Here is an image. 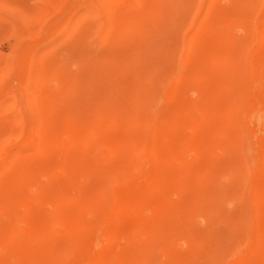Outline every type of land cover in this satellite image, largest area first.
Masks as SVG:
<instances>
[{
	"label": "rangeland",
	"instance_id": "obj_1",
	"mask_svg": "<svg viewBox=\"0 0 264 264\" xmlns=\"http://www.w3.org/2000/svg\"><path fill=\"white\" fill-rule=\"evenodd\" d=\"M0 240V264H264V0H0Z\"/></svg>",
	"mask_w": 264,
	"mask_h": 264
},
{
	"label": "bare ground",
	"instance_id": "obj_2",
	"mask_svg": "<svg viewBox=\"0 0 264 264\" xmlns=\"http://www.w3.org/2000/svg\"><path fill=\"white\" fill-rule=\"evenodd\" d=\"M169 3H170V2H169ZM180 5H181V4H180ZM248 7H249V6H248ZM155 11H156V10H155ZM183 13H184V12H183ZM183 13H182V14H183ZM171 14H172V13H171ZM209 14H210V13H209ZM143 15H144V14H143ZM148 15H149V14H148ZM173 20H174L173 22H175V18H174ZM161 21H162V20H161ZM171 21H172V20H171ZM176 21H178V20L176 19ZM167 23H168V22H167ZM209 23H210V22H209ZM200 25H201V24H200ZM217 25H218V23H217ZM172 26H173V24H172ZM164 27H165V26H164ZM153 28H154V27H153ZM82 29H83V28H82ZM173 29H174V28H173ZM125 30H126V29H125ZM167 30H168V29H167ZM223 31H224V30H223ZM129 33H130V32H129ZM222 34H223V33H222ZM195 35H196V34H195ZM131 37H132V36H131ZM216 38H217V37H216ZM193 40H194V39H193ZM73 41H74V40H73ZM78 43H79V42H78ZM205 43H206V42H205ZM214 43H215V42H214ZM233 44H235V43H233ZM74 45H75V44H74ZM79 45H80V44H79ZM81 45H82V43H81ZM203 45H204V44H203ZM211 45H212V43H211ZM205 46H206V45H205ZM203 47H204V46H202V49H203ZM207 47H208V46H206V47H204V48L206 49ZM209 47H210V46H209ZM209 47H208V48H209ZM221 47H223V46H221ZM224 47H225V46H224ZM79 48H80V47H79ZM208 48H207V51H206V52H208ZM215 48H216V46H215ZM240 48H241V47H240ZM121 49H122V48H121ZM211 49H212V48H211ZM203 50H204V49H203ZM226 50H227V48H226ZM66 51H67V50H66ZM210 51H211V50H210ZM219 51H220V50H219ZM219 51H218V52H219ZM224 51H225V50H224ZM224 51H223V52H224ZM230 51H231V50H230ZM70 52H72V51H70ZM198 52H199V51H198ZM203 52H204V51H203ZM231 52H232V51H231ZM242 52H243V51H242ZM76 53H78L77 50H76ZM210 53H211V52H210ZM219 53H220V52H219ZM229 53H230V52H229V50H228V56H231L232 54L230 55ZM118 54H120V53H118ZM157 54H158V52H157ZM78 55H80V54L78 53ZM82 55H83V54H82ZM123 55H124V54H123ZM210 55H211V54H210ZM117 56H118V55H117ZM124 56H125V55H124ZM151 56H152V55H151ZM212 56H213V55H212ZM212 56H211V57H212ZM122 57H123V56H122ZM122 57H120V58H122ZM219 57H220V56H219ZM138 58H139V57H138ZM147 58H148V57H147ZM227 58H228V57H227ZM231 58H233V57H231ZM234 59H235V58H234ZM203 61H204V60H203ZM236 61H237V60H236ZM258 62H259V61H258ZM151 63H152V62H151ZM190 63H191V62H190ZM139 64H140V63H139ZM141 64H142V63H141ZM218 64H219V63H218ZM44 66H45V65H44ZM219 66H220V65H219ZM228 66H229V65H228ZM154 67H155V66H154ZM212 67H213V66H212ZM221 67H222V66H221ZM133 69H134V68H133ZM143 70H144V69H143ZM136 71H137V70H136ZM145 71H146V70H145ZM226 71H227V70H226ZM233 71H234V70H233ZM138 72H139V71H138ZM138 72H137V74L135 73L136 76L138 75ZM146 72H147V71H146ZM181 72H182V71H181ZM234 72H235V71H234ZM143 73H144V72H143ZM143 73H140V74H143ZM242 73H243V72H242ZM250 73H251V72H250ZM144 74H145V73H144ZM146 74H147V73H146ZM212 74H213V73H212ZM222 74H223V73H222ZM136 76H135V78H136ZM244 77H245V76H244ZM145 78H146V77H145ZM221 78H222V77H221ZM234 78H235V77H234ZM156 79H157V78H156ZM221 80H222V79H221ZM144 81H145V80H144ZM164 81H165V80H164ZM218 82H219V80L216 82V84H218ZM222 82H223V81H222ZM216 84H215V86L217 87ZM225 84H226V83H225ZM232 84H233V83H232ZM134 85H135V84H134ZM218 85H219V84H218ZM220 85H222V84H220ZM167 86H168V85H167ZM137 87H138V86H137ZM137 87H136V88H137ZM193 87H194V86H193ZM208 87H209V86H208ZM209 88H210V87H209ZM138 89H139V88H138ZM162 90H163V89H162ZM187 90H188V89H187ZM214 90H215V89H214ZM234 90H235V89H234ZM239 90H240V89H239ZM136 91H137V90H136ZM168 91H169V90H168ZM171 91H172V90H171ZM188 91H190V90H188ZM202 91H203V90H202ZM212 91H213V89H212ZM124 92H125V91H124ZM172 92H173V91H172ZM200 92H201V91H200ZM204 92H205V91H204ZM217 92H218V91H217ZM214 93H215V92H214ZM148 94H149V93H148ZM162 94H163V93H162ZM180 94H181V93H180ZM124 95H125V94H124ZM124 95H123V96H124ZM134 95H135V94H134ZM207 95H208V94H207ZM216 95H217V94H216ZM115 96H116V95H115ZM127 96H128V95H127ZM131 96H132V95H131ZM132 97H133V96H132ZM218 97H219V96H218ZM123 98L125 99V97H123ZM124 99H123V100H124ZM132 100L135 101V99H132ZM132 100H131V101H132ZM125 101H126V100H125ZM125 101H124V102H125ZM127 101H128V100H127ZM127 101H126V102H127ZM129 101H130V100H129ZM131 101H130V105L133 103V102H131ZM177 101H178V100H177ZM135 102H136V101H135ZM181 102H182V101H181ZM216 102H217V101H216ZM105 103H106V102H105ZM142 103H143V102H142ZM121 104H122V102H121ZM136 104H137V103H136ZM176 104H177V103H176ZM89 105H90V104H89ZM111 105H112V104H111ZM128 105H129V104H126L127 107H126L125 105H124V107H126L127 111L129 112L130 110H128ZM132 105L134 106V103H133ZM132 105H131V107H132ZM142 105H143V104H142ZM174 105H175V104H174ZM98 106H99V105H98ZM105 106H106V104H105ZM89 107H90V106H89ZM115 107H116V106H115ZM122 107H123V106H122ZM124 107H123V108H124ZM135 107H136V105H135ZM86 108H87V107H86ZM90 108H92V106H91ZM108 108H109V107H108ZM133 108H134V107H133ZM133 108H132V109H133ZM92 109H93V108H92ZM120 109H121V108H120ZM126 109H124V110H125L124 112H127ZM129 109H130V108H129ZM86 110H87V109H86ZM86 110H85L84 112H86ZM178 110H179V109H178ZM99 111H101V110H99ZM171 111H173V110H171ZM80 112H81V111H80ZM82 112H83V111H82ZM101 112H102V111H101ZM103 112H104V111H103ZM103 112H102L101 114L104 115ZM200 112H201V111H200ZM89 113H90V112H89ZM129 113H130V112H129ZM198 113H199V112H198ZM252 113H255V110L252 111ZM256 113H257V112H256ZM256 113H255V114H256ZM99 114H100V113H99ZM107 114H108V113H107ZM229 114H230V113H229ZM255 114H254V115H255ZM81 115H82V113H81ZM97 115H98V114H96V116H97ZM123 115H124V114H123ZM140 115H141V114H140ZM230 115H231V114H230ZM258 115H259V114H258ZM98 116H100V115H98ZM101 116H102V115H101ZM101 116H100V117H101ZM128 116H129V114H128ZM171 116H173V115H171ZM178 116H181V115H178ZM220 116H222V115H220ZM227 116H228V115H227ZM93 117H94V116H93ZM135 117H136V116H135ZM174 117H176V116H174ZM228 117H229V116H228ZM257 117H258V116L255 115V118H257ZM259 117H260V115H259ZM86 118H87V117H86ZM95 118H96V117H95ZM101 118H102V117H101ZM131 118H132V117H131ZM177 118H178V117H177ZM92 119H94V118H92ZM97 119H99V121H101V119H100L99 117H98ZM103 119H105V121L107 122L108 119L110 120V119H112V118H108V119H107V118H104V117H103ZM106 119H107V120H106ZM116 119H117V118H116ZM160 119H161V118H160ZM163 119H164V118H163ZM167 119H168V118H167ZM252 119H253V118H252ZM83 120H84V119H83ZM109 120H108V121H109ZM122 120H123V119H122ZM122 120H121V121H122ZM136 120H137V119H136ZM169 120H170V119H169ZM85 121H87V120H85ZM90 121L92 122L93 120L90 119ZM90 121L88 120L87 122H85V124H87V123L90 122ZM102 121H103V120H102ZM110 121H111V120H110ZM112 121H113V119H112ZM123 121H126V120H123ZM128 121H129V120H128ZM137 121H138V120H137ZM162 121H163V120H162ZM97 122H98V121H97ZM106 122H105V123H106ZM129 122H130V121H129ZM133 122H134V121H133ZM141 122H142V121H141ZM160 122H161V121H160ZM171 122H172V121H171ZM187 122H188V121H187ZM232 122H233V121H232ZM82 123H83V121H82ZM82 123H81V124H82ZM101 123H102V122H101ZM103 123H104V121H103ZM116 123H118V122H116ZM123 123H124V122H123ZM123 123H122V124H123ZM136 123H137V122H136ZM158 123H159V122H158ZM162 123H163V122H162ZM188 123H190V122H188ZM88 124H89V123H88ZM88 124H87V125H88ZM92 124L94 125V123H92ZM95 124H96V123H95ZM131 124H132V123H131ZM159 124H160V123H159ZM159 124H158V125H159ZM78 125H79V124H78ZM93 125H92V126H93ZM99 125H100V124H99ZM101 125H103V124H101ZM107 125H108V124H107ZM166 125H167V124H166ZM222 125H223V124H222ZM82 126H83V125H80V127H82ZM92 126H91V124H90V127H92ZM104 126L106 127L105 124H104ZM108 126H109V125H108ZM122 126H123V125H122ZM129 126H130V125H129ZM161 126H162V125H161ZM169 126H170V125H169ZM96 127H97V126H96ZM126 127H127V126H126ZM216 127H217V126H216ZM216 127H215V128H216ZM99 128L101 129V126H99ZM102 128H104V127L102 126ZM109 128H110V127H109ZM159 128H160V127H159ZM161 128H162V127H161ZM94 129H95V128H93V131L96 130V129H95V130H94ZM104 129H105V128H104ZM104 129L101 130V131L106 132V131H105L106 129H105V130H104ZM107 129H108V128H107ZM155 129H156V128H155ZM165 129H166V128H165ZM168 129H170V127H169ZM82 130L84 131L83 128H82ZM88 130H89V129H88ZM113 130H114V129H113ZM138 130H139V129H138ZM161 130H162V129H161ZM86 132H87V131H86ZM90 132H91V131H90ZM90 132H89V133H90ZM109 132H111V131H109ZM129 132H130V131H129ZM138 132H139V131H138ZM154 132H155V131H154ZM184 132H185V131H184ZM78 133H80V132L78 131ZM78 133H77V134H78ZM125 133H126V132H125ZM131 133H132V132H131ZM218 133H219V132H218ZM77 134H76V135H77ZM128 134H129V133H128ZM158 134H159V132H158ZM79 135H81V134H79ZM82 135H83V138H84V134H82ZM126 135H127V134H126ZM126 135H125V137H126ZM86 136H87V135H86ZM133 136H134V135L132 134V137H133ZM161 136H162V135H161ZM161 136H160V137H161ZM210 136H211V135H210ZM221 136H222V135H221ZM77 137H78V136H77ZM103 137H104V135H103ZM121 137H122V136H121ZM162 137H164V136H162ZM81 139H82V137H81ZM81 139H80V140H81ZM84 139H85V138H84ZM111 139H112V138H111ZM111 139H109V140H111ZM123 139H124V138H123ZM126 139H130V137H129V138H126ZM172 139H173V138H172ZM184 139H185V138H184ZM82 140H83V139H82ZM82 140H81V141H82ZM109 140H107V141L109 142ZM111 141L114 142L113 139H112ZM122 141L124 142L125 140H122ZM122 141H121V143H122ZM134 141H135V140H134ZM162 141H163V140H162ZM240 141H241V139H240ZM240 141H239V142H240ZM112 142H111V143H112ZM130 142H131V141H130ZM137 142H138V141H137ZM159 142H160V141H159ZM167 142H168V141H167ZM90 143H91V142H90ZM128 143H129V141H128ZM128 143H127V144H128ZM191 143H192V142H191ZM193 143H194V141H193ZM112 144H116V143H112ZM123 144H124V145H123ZM133 144H134V143H133ZM135 144H136V143H135ZM182 144H183V143H182ZM236 144H237V143H236ZM118 145H119V144H117V146H118ZM128 145H129V144H128ZM163 145H164V143H163ZM165 145H166V144H165ZM192 145H193V144H192ZM230 145H231V144H230ZM239 145H240V144H239ZM239 145H238V146H239ZM111 146H112V145H111ZM119 146H121V144H120ZM123 146H125V143H122V146H121V147L124 148ZM126 146H127V145H126ZM134 146H136V145H134ZM180 146H181V145H180ZM186 146H187V145H186ZM112 147H114V145H113ZM127 147H128V146H127ZM171 147H172V146H171ZM173 147H174V146H173ZM192 147H194V146H192ZM116 148H117V147H116ZM119 148H120V147H119ZM122 148H121L120 150H123ZM133 148H134V147H133ZM182 148H183L184 150L187 149V148H185V147H182ZM182 148L180 147V150H181ZM229 148H230V147H229ZM113 149H115V148H113ZM126 149H127V148H126ZM134 149H135V148H134ZM172 149H173V148H172ZM174 149H177V146H175ZM174 149H173V150L168 149V151H169V150H170V152L173 151V154H174ZM183 149H182V150H183ZM232 149H233V148H232ZM232 149H231V151H232ZM129 150H130V151H128V154H129V152L133 151V150L130 149V148H129ZM226 150H228V147H227ZM233 150H235V149H233ZM75 151H76V150H75ZM123 151H124V150H123ZM126 151H127V150H126ZM218 151H219V150H218ZM228 151H229V150H228ZM228 151H227V152H228ZM88 152H89V151H88ZM91 152H92V151H91ZM120 152H121V151H120ZM175 152H176V151H175ZM178 152H180V151H178ZM233 152H234V151H233ZM235 152H236V150H235ZM89 153H90V152H89ZM118 153H119V152H118ZM122 153H123V152H122ZM228 153H229V152H228ZM91 154H92V153H91ZM123 154H124V153H123ZM130 154H131V153H130ZM157 154H158V153H157ZM169 154H170V153H169ZM232 154H233V153H231V156H232ZM133 156H134V155H133ZM164 157H165V156H164ZM175 158H176V157H175ZM122 159H123V158H122ZM127 159H128V157H127ZM230 159L232 160V158H230ZM230 159H229V160H230ZM131 162H132V161H131ZM163 162H164V161H163ZM165 162H166V161H165ZM179 163H180V161H179ZM179 166H180V165H179ZM103 167H104V166H103ZM119 168H120V167H119ZM123 168H125V167H123ZM164 168H165V167H164ZM97 169H98V168H97ZM114 169H115V168H114ZM116 169L118 170V168H116ZM144 170H145V169H144ZM179 170H180V169H179ZM96 171H97V170H96ZM135 171H136V170H135ZM169 171L171 172V170H169ZM98 172H99V171H98ZM119 172H121V171L119 170ZM123 172H124V169H123ZM128 172H129V171H128ZM162 173H163V172H162ZM234 173H235V172H234ZM234 173H233V174H234ZM119 174H120V173H119ZM124 174H125V173H124ZM152 174H153V173H152ZM205 174H206V173H205ZM18 175H19V174H18ZM85 175H86V174H85ZM121 175H122V174H121ZM222 175H224V174H222ZM129 176H130V175H129ZM165 176H166V175H165ZM165 176H164V177H165ZM207 176H208V175H207ZM164 177H162V178H164ZM178 177H179V176H178ZM21 178H22V177H21ZM92 178H93V177H92ZM111 178H112V177H111ZM162 178H160L159 180H163ZM125 179H126V178H125ZM177 179H178V178H177ZM90 180H91V179H90ZM129 180H130V179H129ZM164 180H165V179H164ZM164 180H163V181H164ZM229 180H230V178H229ZM229 180H228V181H229ZM72 181H73V180H72ZM165 181H166V180H165ZM224 181H225V180H224ZM168 182H170V181H168ZM168 182H167V183H168ZM87 183H88V182H87ZM123 183H124V182H123ZM167 183H166V185H167ZM170 183H171V182H170ZM93 184H94V183H93ZM147 184H148V185H151V184H149V183H147ZM159 184H160V185H161V184L164 185L165 183L162 182V183H159ZM174 185H175V184H174ZM153 186H154V185H153ZM178 187H179V186H178ZM224 187H225V186H224ZM107 188H108V187H107ZM151 188H152V187L150 186L149 189H151ZM142 189H143V188H142ZM129 190H130V189H129ZM146 190H147V189H146ZM218 190H220V189H218ZM227 190H229V189L227 188ZM100 191H101V190H100ZM148 191H149V190H148ZM216 191H217V190H216ZM222 191H223V190H222ZM143 192L146 193V194L148 193V192H145V190H144ZM172 192H173V191H172ZM95 193H96V192H94V194H95ZM134 193H135V192H134ZM232 193H233V192H232ZM234 193H235V192H234ZM91 194H92V193H91ZM125 194L127 195V193H125ZM135 194H136V193H135ZM135 194H133V195H135ZM138 194H139V193H138ZM148 194H149V193H148ZM148 194H147V195H148ZM214 194H215V192H214ZM239 194H240V193H239ZM239 194H238V195H239ZM92 196H93V195H92ZM92 196H91V198H92ZM128 196H129V195H128ZM168 196H169V195H168ZM215 196H216V195H215ZM215 196H213V197H215ZM218 196H219V195H218ZM155 197H157V196H154V198H155ZM161 197H163V196H161ZM88 198H89V196H88ZM88 198H87V199H88ZM93 198H94V197H93ZM150 198H151V197H150ZM150 198H149V199H150ZM158 198H159V196H158ZM158 198H157V199H158ZM218 198H219V197H218ZM237 198H238V197H236V199H237ZM152 199H153V197H152L150 200H152ZM222 199H223V198H222ZM126 200H127V198H126ZM161 200H163V199H161ZM232 200H233V199H232ZM148 201H149V200H148ZM165 201H166V200H165ZM227 201H228V200H227ZM234 201H235V200H234ZM126 202H127L128 206H130V207H135V208H136V207H139L140 204H142V203H143L142 205H145V204H146V206L148 205V204H147V203H148V202H147V196H145V195L142 194V193H141V195H139V196H137V197H135V198L132 197L131 199L127 200ZM126 202H125V203H126ZM141 202H142V203H141ZM156 202H157V201H156ZM156 202H155V203H156ZM162 203H164V202H162ZM205 203H206V202H205ZM160 204H161V203H160ZM167 204H168V203H167ZM169 204H170V203H169ZM207 204H208V203H207ZM209 204H210V203H209ZM122 205H123V203H122ZM158 205H159V203H158ZM162 205H163V204H162ZM162 205H160V206H162ZM125 206H126V208H127V205H125ZM125 206H124V207H125ZM160 206H159V207H160ZM163 206H164V205H163ZM165 206H166V205H165ZM165 206H164V209L167 208V206H166V208H165ZM168 206H169V205H168ZM141 207H144V206H141ZM149 207H150V206H149ZM159 207H158V208H159ZM169 207H170V206H169ZM200 207H201V205H200ZM119 208H120V207H119ZM119 208H118V210H119ZM126 208H125V210H126ZM155 208H156V207H155ZM202 208H204V207H201V209H202ZM132 209H133V208H132ZM147 209H148V208H147ZM211 209H212V208H211ZM108 210H109V209H108ZM130 210H131V208H130ZM158 210H159V209H158ZM169 210H171V209H169ZM172 210H173V207H172ZM172 210H171V212H172ZM216 210H217V209H216ZM135 211H136V210H135ZM135 211H134V209H133L131 212H135ZM149 211H150V210H149ZM187 211H188V209H187ZM120 212H121V210H120ZM131 212H130V213H131ZM147 212H148V211H147ZM166 212L169 213V214H171V213L168 211V209H167ZM174 212H175V211H174ZM176 212H177V211H176ZM135 213H136V212H135ZM138 213H139V212H138ZM164 213H165V212H164ZM167 213H166V216L169 215V214H167ZM172 213H173V212H172ZM183 213H184V212H183ZM216 213H217V212H216ZM72 214H73V213H72ZM107 214H108V213H107ZM128 214H129V213H128ZM131 214H133V213H131ZM176 214H177V213H176ZM176 214H175V215H176ZM178 214H179V213H178ZM228 214H229V213H228ZM260 214H261V213H260ZM137 215H138V214H137ZM186 215H187V214H186ZM217 215H219V213H218ZM164 216H165V215H164ZM164 216H163V218H164ZM188 216H189V215H188ZM257 216H259V215H257ZM131 217L134 218L132 215H131ZM135 217H136V216H135ZM172 217L174 218V215H173ZM175 217H176V216H175ZM181 217H182V216H181ZM233 217H234V216H233ZM173 218H172L171 220H173ZM222 218H223V217H222ZM166 219H167V217H166ZM176 219H177V217L174 218V220H176ZM232 219H233V218H232ZM138 220H139V219H138ZM138 220H137V222H135V221H134V222L139 224ZM223 220H224V219H223ZM242 220H243V219H242ZM132 221H133V219H132ZM169 221H170V220H169ZM35 222H36V221H35ZM170 222L173 223L172 221H170ZM175 222H176V221H174V223H175ZM135 223H133V225H134ZM171 223H170V224H171ZM174 223H173V224H174ZM234 223H235V222H234ZM241 223H242V222H241ZM38 224H39V223H38ZM140 224H141V223H140ZM140 224H139V225H140ZM148 224H149V226H152L150 223H148ZM148 224H147V225H148ZM170 224H169V222H168V225H169L170 227H172V226H171L172 224H171V225H170ZM103 225H104V224H103ZM133 225H132V226H133ZM139 225H138V226H139ZM154 225H155V224H154ZM154 225H153V227H154ZM166 225H167V223H166ZM166 225H165V226H166ZM174 225H176V224H174ZM254 225H255V224H254ZM105 226H106V225H104L103 228H104ZM134 226H135V225H134ZM161 226H162V225H161ZM178 226H179V225H178ZM224 226H225V225H224ZM139 227H141V226H139ZM142 227H143V226H142ZM146 227H147V226H146ZM153 227H152V228H153ZM157 227H158V226H157ZM157 227H156V226L154 227V228H156V229H155L156 231H157ZM225 227H226V226H225ZM135 228H136V227H135ZM159 228H160V231H161V228H162V227H159ZM163 228H164V227H163ZM173 228H174V227H173ZM173 228H172V229H173ZM178 228H179V227H178ZM183 228H185V226H184ZM187 228H188V227H187ZM104 229H106V228H104ZM104 229H102V230L105 232ZM137 229H138V228H137ZM165 229H166V228H165ZM165 229H162V231L164 232ZM69 230H70V229H69ZM99 230H100V229H99ZM102 230H101V231H102ZM107 230H108V229H107ZM133 230H134V229H133ZM141 230H142V228H141ZM147 230H148V228H147ZM149 230H150V229H149ZM167 230H169V229L167 228ZM174 230H175V229H174ZM176 230H177V229H176ZM176 230H175V231H176ZM185 230H186V228H185ZM255 230H256V228H255ZM103 231H102V232H103ZM108 231H109V230H108ZM136 231H137V230H136ZM143 231H144V230H143ZM143 231H142V234H143ZM150 231H152V229H151ZM153 231H154V229H153ZM162 231H161V232H162ZM171 231H172V230H171ZM230 231H231V230H230ZM106 232H107V231H106ZM110 232H111V231H110ZM154 232H155V231H154ZM167 232H168V231H167ZM167 232H166V233H167ZM172 232H173V231H172ZM172 232H169V234L172 233ZM179 232H182V231L179 230ZM184 232H185V231H184ZM187 232H189V228H188ZM191 232H192V231H191ZM34 233H35V232H34ZM100 233H101V232H100ZM166 233H165V237H166V235H168V234H166ZM182 233H183V232H182ZM182 233H181V234H182ZM215 233H216V232H215ZM220 233H221V232H220ZM1 234H2V233H1ZM97 234H98V233H97ZM108 234H110V233H108ZM111 234H112V233H111ZM145 234L149 235L148 232H147V233H144V235H145ZM151 234H152V233H151ZM157 234H158V233H157ZM174 234H175V233H174ZM177 234H178V233H177V231H176V235H177ZM190 234H191V233H190ZM226 234H227V233H226ZM10 235H11V234H9V236H10ZM104 235H107V234H106V233H103V234L101 235V237L104 236ZM140 235H141V234H140ZM160 235H163V234L160 233ZM171 235H172V234H171ZM176 235H175V236H176ZM179 235H180V234H179ZM191 235H193V234H191ZM96 236H97V235H96ZM107 236H109V235H107ZM107 236H106V237H107ZM131 236H132V235H131ZM131 236H130V237H131ZM141 236H143V235H141ZM145 236H146V235H145ZM152 236H153V235H152ZM163 236H164V235H163ZM168 236H169V235H168ZM168 236H167V237H168ZM175 236H174V237H175ZM181 236H182V235H181ZM181 236H179V238H180ZM186 236H187V234H186ZM6 237H7V236H6ZM97 237H98V236H97ZM127 237H128V236H127ZM143 237H144V236H143ZM146 237H148V236H146ZM167 237H166V238H167ZM169 237H170V236H169ZM174 237H173V238H174ZM183 237H184V236H183ZM192 237H193V236H192ZM192 237H191V238H192ZM212 237H213V236H212ZM212 237H211V238H212ZM220 237H221V236H220ZM26 238H27V237H26ZM31 238H32V237H31ZM104 238H105V237H104ZM144 238H145V237H144ZM193 238H194V237H193ZM193 238H192V239H193ZM4 239H5V236H4ZM42 239H43V238H42ZM100 239H101V238H100ZM100 239H99V240H100ZM167 239H168V238H167ZM167 239H166V240H167ZM183 239H184V238H183ZM214 239H215V238H214ZM218 239H220V238H218ZM84 240H85V239H84ZM171 240H172V239H171ZM171 240H170V241H171ZM181 240H182V238H181ZM189 240H190V239H189ZM0 241H1V240H0ZM158 241H159V240H158ZM167 241H168V240H167ZM185 241H186V240H185ZM194 241L196 242V241H198V240H194ZM88 242H90V241H88ZM91 242H92V241H91ZM191 242H192V241H191ZM195 242H193V243H195ZM1 243H2V242H1ZM86 243H87V242H86ZM94 243H95L96 245H98L96 242H94ZM94 243H93V244H94ZM132 243H133V242H132ZM172 243H173V242H172ZM189 243H190V242H189ZM189 243L187 242V245H188ZM196 243H197V242H196ZM196 243H195V245H197ZM210 243H211V242H210ZM213 243H214V242H213ZM35 244H36V242H35ZM76 244H77V243H76ZM87 244H88V243H87ZM87 244H86V245H87ZM90 244H91V243H89L88 245L90 246ZM139 244H140V243H139ZM1 245H2V244H1ZM86 245H84V246H86ZM99 245H100V244H99ZM170 245H171V244H170ZM190 245H191V244H190ZM259 245H260V244H259ZM136 246H137V245H136ZM222 246H223V245H222ZM93 247H94V246H93ZM131 247H132V246H131ZM189 247H191V246H189ZM194 247H195V246H194ZM194 247H193V248H194ZM196 247H197V246H196ZM82 248H83V247H82ZM100 248H101V246H99V249H100ZM0 249H1V248H0ZM3 249H4V246H3ZM84 249H85V248H84ZM96 249H97V248H96ZM102 249H103V248H101V250H102ZM189 249H190V248H189ZM189 249H187V250H189ZM196 249H198V248H195V250H196ZM212 249H213V248H212ZM8 250H9V249H8ZM55 250H56V249H55ZM108 250H109V249H108ZM115 250L118 251L117 249H115ZM115 250H114V252H115ZM139 250H140V249H139ZM195 250H194V251H195ZM34 251H35V250H34ZM83 251H85V250H83ZM97 251H98V250H97ZM97 251H96V252H97ZM190 251H191V249H190ZM201 251H202V250H201ZM102 252H103V251H102ZM106 252H107V251H106ZM111 252H112V251H111ZM208 252H209V251H208ZM35 253H36V252H35ZM115 253H117V252H115ZM183 253H184V252H183ZM192 253L194 254V252H191L190 254H192ZM199 253H200V252H199ZM205 253H206V252H205ZM211 253H212V254H215V253H213L212 251H211ZM211 253H209V254H211ZM19 254H20V253H19ZM41 254H42V253H41ZM82 254H83V253H82ZM113 254H114V253H113ZM113 254H112V255H113ZM128 254H129V253H128ZM132 254H133V253H132ZM132 254H131V255H132ZM134 254H135V253H134ZM190 254H189V255H190ZM201 254H202V253H201ZM203 254H204V253H203ZM203 254H202V256H203ZM209 254H208V256H209ZM212 254H211L210 257H211L213 260L211 259L210 261H211V263H212V261H213V263H216V262L214 261V258H215V257H212ZM4 255H5V254H4ZM36 255H37V254H36ZM94 255H95V254H94ZM103 255H104V254H103ZM105 255H106V254H105ZM112 255H111V256H112ZM115 255L117 256V254H115ZM131 255H130V256H131ZM187 255H188V253H187ZM189 255H188V257H189ZM195 255H196V252H195ZM205 255H206V254H205ZM18 256H19V255H18ZM80 256H81V254H80ZM83 256H84V254H83ZM116 256H115V257L112 256V257L117 258ZM123 256H124V255H123ZM139 256H140V255H139ZM171 256H172V255H171ZM183 256H184V255H183ZM208 256H205V257L208 258ZM214 256H215V255H214ZM38 257H40V256H38ZM81 257H82V256H81ZM81 257H80V258H81ZM124 257H125V256H124ZM190 257H191V256H190ZM205 257H203V258H205ZM88 258H90V257H88ZM93 258H94V257H93ZM95 258H96V257H95ZM102 258H103V259H106L107 257H106V258L102 257ZM102 258H101V259H102ZM114 258H112V260H113ZM126 258H127V257H126ZM178 258H179V257H178ZM184 258H185V257H184ZM195 258H196V257H195ZM197 258H198V255H197ZM99 259H100V257H99ZM119 259H121V254L119 255ZM132 259H133V257H132ZM190 259H191V258H190ZM215 259H216V258H215ZM34 260H35V259H34ZM95 260H96V259H95ZM115 260H116V259H115ZM124 260H125V259H123V261H124ZM167 260H168V259H167ZM171 260H172V259H171ZM177 260H178V259H177ZM192 260H194V258H193ZM205 260H206V259H205ZM105 261H106V260H105ZM130 261H131V260H130ZM168 261H169V260H168ZM184 261H185V260H184ZM184 261H183V262H184ZM196 261H197V260H195V262H196ZM199 261H201V260H198V263H197V264H199ZM207 261H208V260H207ZM39 262H40V261H39ZM81 262L83 263V261H81ZM88 262H89V261H88ZM95 262H96V261H95ZM108 262H109V260H108ZM112 262L114 263V261H112ZM121 262H122V261H121ZM191 262H192V261H191ZM82 263H81V264H82ZM92 263H93V262H92ZM115 263H116V262H115ZM117 263H118V260H117ZM117 263H116V264H117ZM202 263H203V262H201V264H202ZM205 263H206V262H204L203 264H205ZM208 263H209V262H208ZM213 263H212V264H213ZM73 264H74V263H73ZM86 264H87V263H86ZM95 264H96V263H95ZM108 264H110V262H109ZM192 264H193V263H192ZM195 264H196V263H195Z\"/></svg>",
	"mask_w": 264,
	"mask_h": 264
}]
</instances>
